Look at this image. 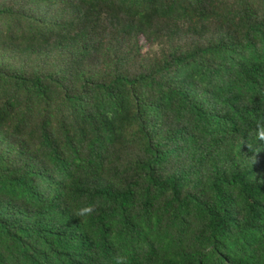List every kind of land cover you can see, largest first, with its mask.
Segmentation results:
<instances>
[{
  "label": "trees",
  "instance_id": "obj_1",
  "mask_svg": "<svg viewBox=\"0 0 264 264\" xmlns=\"http://www.w3.org/2000/svg\"><path fill=\"white\" fill-rule=\"evenodd\" d=\"M259 122L264 0H0V264H264Z\"/></svg>",
  "mask_w": 264,
  "mask_h": 264
},
{
  "label": "clouds",
  "instance_id": "obj_2",
  "mask_svg": "<svg viewBox=\"0 0 264 264\" xmlns=\"http://www.w3.org/2000/svg\"><path fill=\"white\" fill-rule=\"evenodd\" d=\"M255 136L258 141H264V122L257 123ZM254 162L256 161L255 156L251 158ZM96 211L95 205H88L86 207H82L78 209L75 213L77 217H86L91 215ZM115 264H128V259L126 255H120L115 258Z\"/></svg>",
  "mask_w": 264,
  "mask_h": 264
}]
</instances>
